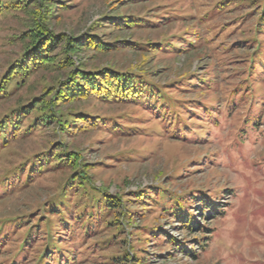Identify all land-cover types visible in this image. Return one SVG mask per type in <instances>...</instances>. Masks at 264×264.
Returning <instances> with one entry per match:
<instances>
[{"label":"rangeland","instance_id":"374dc122","mask_svg":"<svg viewBox=\"0 0 264 264\" xmlns=\"http://www.w3.org/2000/svg\"><path fill=\"white\" fill-rule=\"evenodd\" d=\"M54 3L59 8L48 23L55 34L78 37L92 32L103 35L109 43L118 40L129 45L108 52L87 50L76 54L85 68L108 66L139 73L163 88L171 99L204 105L210 113H202L201 109L195 110L197 114L179 113L178 121L187 125L183 129L177 123H168L163 112L157 113L146 104L90 99L62 105L61 110L81 111L108 121L122 120L130 124L129 132L101 126L62 134L49 126L22 132L9 140L0 149V225L4 226L0 233V264L49 263L48 258L37 260L47 242L43 232L38 233L41 222L39 227H31L43 214L56 234L67 233L60 230L61 222L48 204L56 198L69 169L59 165L39 173L33 167L30 173L28 165L31 156L56 142L79 152L83 161L91 164L92 185L120 196L132 213L127 218L130 223L122 226L103 223L82 240H77L75 227L72 240L68 235L63 237L68 239L67 245L61 239L54 241L62 252L68 249L66 264H128L111 260L126 251L137 259L132 264H264V25H260L264 0ZM115 13L149 18L156 23L122 30L95 25ZM27 19L23 12H8L0 17V77L21 53L23 45L17 37L26 29ZM173 41H178L175 48L168 46ZM156 43L161 46L150 47ZM255 53L257 57L252 58ZM65 74L66 69L49 66L36 71L22 86L11 84L12 92L0 98V118L10 109L41 96ZM185 80L189 84L183 87ZM34 115L31 112L22 126ZM139 191L155 199L145 206L146 211L130 202ZM161 191H167L172 198H182L184 209L197 205L195 212L188 209L191 225L196 228L188 230L159 210L168 202L159 200ZM198 193L217 205L213 218L197 201L186 202L187 197ZM70 198L71 205L86 202L72 195ZM8 221L10 225L6 226ZM150 226L159 227V235L141 236L140 230L147 233ZM29 229L34 234L30 232V244L21 251L22 237ZM169 237L177 243L171 244ZM130 244L133 248L128 247ZM182 245L191 249L195 257L181 251L178 246ZM56 255L52 264H59Z\"/></svg>","mask_w":264,"mask_h":264},{"label":"trees","instance_id":"16d2710c","mask_svg":"<svg viewBox=\"0 0 264 264\" xmlns=\"http://www.w3.org/2000/svg\"><path fill=\"white\" fill-rule=\"evenodd\" d=\"M58 8L54 0H0V17L8 12H23L28 18L26 29L17 37L23 45L21 53L7 66L0 77V98H4L12 92V89H9L11 84L14 87L24 85L29 77L40 69H45L49 66L66 69V77L61 81H57L54 86L46 88L41 96L34 97L27 104L12 108L3 114L0 118V149L4 148L9 140L22 134V132L27 134L38 127L52 126L55 132L62 134L94 130L101 126L111 130H120V132H129L131 129L130 124L122 123L124 122L122 120L114 119L108 121L105 117H97L81 111L64 112L61 110L62 105L90 99L105 103L146 104L157 113L163 112V118H169L168 123L174 125L177 123L183 129L187 125L183 121H178L180 118L179 113L185 115L197 114L195 110L198 109H201L202 113H210L209 109L204 105H188V101L171 99L163 88L157 87L139 73L119 71L108 66L85 68L83 64H80L76 54L87 50H95L101 53L108 52L113 49L129 47V45L125 41L118 40L109 43L104 40L103 35L92 32H86L78 37L65 33L55 34L48 22L55 15V9ZM262 9L260 25H264V6ZM155 23L156 21H151L149 18L138 16L124 17L120 13H115L112 16H104L95 25L98 27L107 25L114 27L116 30H122L151 27ZM194 37L196 38L197 36L195 35ZM188 42L187 44H191ZM177 43L178 41H173L168 46L175 48L174 44ZM135 46L137 45L130 47L134 48ZM160 46L159 43L150 44L151 48ZM57 49L58 53H54ZM176 50L179 51L178 48ZM256 54L252 58L257 57ZM73 56L76 57L77 62ZM203 81L201 80V83ZM184 82L183 87L188 86L189 83L186 80ZM31 112L35 113L34 117L23 127V120ZM50 147L46 151L31 156L28 165L29 168H32L29 169L30 173L34 170L33 167H36V171L39 173L46 168L59 165L69 169L70 173L63 186L59 188L56 198L52 199L48 204L49 210L52 214H57L58 220L61 222L60 230L67 233L60 232L56 234V230L50 224V219H46L47 217L44 214L39 220L37 219L38 221L36 220L35 223L37 224H33L31 227L37 228L39 227V222H41L38 233L43 232L44 238L47 240L42 253L38 255V262L48 258L50 260L49 263L46 262L44 264H52L51 260L57 254L56 258L59 264H66V259L64 258H66L65 253L68 252V249L62 252L54 241L61 239L67 245L66 240L68 239L63 237L68 235L72 240L75 236V227L78 228L77 234H79L77 240H82L88 236L92 228L103 223L105 226H122L124 223H130L127 218L132 213L128 212L125 201L120 196L110 195L105 190L92 185V176L89 173L91 164L83 161L79 152L68 150L62 143L58 142L53 143ZM19 171L20 174L22 166ZM2 186H4V183ZM198 194L197 196L195 194L187 197L186 202L197 201L199 207L213 218V212H217V205H212L208 197L205 196L204 199L202 194L201 196ZM70 195H72L73 199H85L86 202L81 206H78L77 203L71 205L69 203V200H72ZM158 195L161 202L168 201L160 205V211L183 223L184 228L188 230L196 228L195 224L191 225L192 215H189L190 211H188L191 208L195 212L197 210L196 204L184 209L181 203L183 202L182 198H172L168 196L167 191H161ZM133 197L134 199H131L130 202H134L132 203L133 206H139L140 210L143 211L147 210L145 206L150 205V200H155L149 193L143 191L135 193ZM166 204L168 205L167 207ZM43 217L45 219L42 220L41 218ZM107 218L111 219L108 220ZM9 225L10 222L8 221L6 226ZM158 229L159 227L150 226L147 229V233L140 230V235L156 238L160 232ZM201 230L208 229L201 227ZM2 232H4V226L0 225V233ZM30 232L33 233L29 229V232L26 231V234L22 237L19 248L21 251L27 250L30 244L32 238ZM169 238L171 244L175 245L177 243L174 238ZM185 246H178V248L189 253L190 257H195L191 249ZM128 247L133 248L131 244ZM111 260L125 261L128 264H132L137 259L132 252L126 251L120 257H113Z\"/></svg>","mask_w":264,"mask_h":264}]
</instances>
